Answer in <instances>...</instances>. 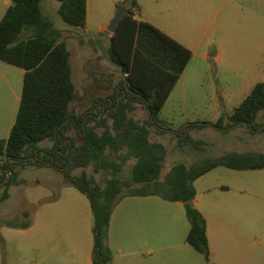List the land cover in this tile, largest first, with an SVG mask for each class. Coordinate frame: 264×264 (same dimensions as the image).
<instances>
[{"label":"trees","instance_id":"16d2710c","mask_svg":"<svg viewBox=\"0 0 264 264\" xmlns=\"http://www.w3.org/2000/svg\"><path fill=\"white\" fill-rule=\"evenodd\" d=\"M52 1L58 3L56 14L63 23L84 30L86 0ZM41 2L11 0L0 20V61L24 71L15 121L8 137L0 139V162H3L0 182L10 170L13 173L4 185L13 181L10 161L24 164L27 159L29 163L41 161L43 164L46 160L53 168L60 162L67 185L83 194L90 205L92 264H111L108 228L113 208L120 199L159 196L168 202H181L189 223L186 242L205 262H210L206 221L192 202L195 197L193 183L218 166L235 171L262 170L264 152H228L188 167L175 164L160 179L167 149L161 142L152 141L151 133L160 130L158 115L191 60L192 52L149 22L134 19L136 0H123L116 9L124 5L127 9L109 38L106 54L125 81H119L107 99V118L76 116L70 108L76 98L70 52L61 40V32L44 15ZM119 90L126 91L121 98H118ZM97 100L99 113L104 112L102 99L94 100L92 105ZM134 105L146 111L143 121L131 116ZM261 112L264 113V82L255 84L230 115L222 113L210 126L218 130L244 126L253 135L260 127L257 117ZM69 122L77 129L80 141L69 138L60 147L58 144L66 139L63 132ZM191 125L203 128L205 123ZM176 136L179 146L185 142L197 145L188 136ZM47 140L55 142L47 152L52 157H43L39 150V145ZM131 159L135 162L130 169V179L125 180L120 173ZM90 165L93 174L103 171L102 180L87 174ZM74 170L80 173L73 175ZM2 198L6 199L7 194ZM0 225L27 229L31 223L4 222Z\"/></svg>","mask_w":264,"mask_h":264},{"label":"rangeland","instance_id":"374dc122","mask_svg":"<svg viewBox=\"0 0 264 264\" xmlns=\"http://www.w3.org/2000/svg\"><path fill=\"white\" fill-rule=\"evenodd\" d=\"M113 1L96 0L94 12L89 17L91 33L89 36L79 30L77 32V29L58 19L61 40L65 42L70 52L71 79L76 91V98L70 108L76 116L98 115V120L101 117L107 118V99L118 82L124 79L117 67L108 60L106 54L109 35L112 33L105 30L97 36L92 35L99 23H106L108 26L113 18L117 10ZM138 6L140 10L136 11L133 18L138 19L136 15L138 14L139 17L162 25L165 31L183 42H188L194 37L196 31H188L171 25L170 17L159 14L152 7L151 0H138ZM263 46V20H259L257 14L248 11L247 71L230 72L224 67H216L212 61L202 60L196 51L158 115L160 130H154L151 133V140L161 142L167 149L160 179H163L175 164L182 163L188 167L196 162L213 159L228 152H264V133H261L264 128V113L262 112L257 117V124L260 127L254 130L253 135L244 126L236 125L222 130L210 126L217 121L218 115L222 113L230 115L247 96L252 88V82L261 78L256 72L261 66L258 65L255 71H249L248 60L254 59ZM242 64L240 63V66ZM222 91L226 93L224 97L220 95ZM216 96L223 99L218 97L217 101ZM96 99L103 100L104 112L99 113V100L92 105ZM131 116L135 120L143 121L146 118V111L134 105ZM191 123H205V126L197 128ZM91 124L95 125V122ZM4 129H7V126ZM176 134H180L183 138L188 136L197 145L185 142L179 146ZM63 135L66 139L62 144H58L60 147H63L69 138L75 142L80 141L77 129L70 122ZM0 138H4L2 132H0ZM54 145L55 142L52 140L41 143L39 150L42 156L47 157V152ZM24 161V164L10 161L9 166L14 170L13 181L11 184L4 185L6 179L4 177L0 182L2 183L0 184V224L30 222L33 227L20 229L0 225V235L3 239L0 243V264H79L77 258L68 255L63 251L62 245L60 247L57 245L58 243H56L57 246L54 245L57 248L51 251L56 241L55 235L51 233H53V227L60 229L58 233H62L76 221L82 228L87 227L90 233L93 216L87 198L75 188L67 185L62 175L64 168L60 162L56 163L57 168H53L46 160L42 161L43 164H40L41 161L37 164ZM134 162L131 159L123 165L120 173L123 179H130V169ZM86 172L98 181L103 179L101 175L103 171L93 174L92 165L86 169ZM79 173L80 170L72 172L73 175ZM1 176L2 171L0 170V179ZM194 188L206 194L207 201L211 204L217 203L222 207L223 214H228L229 207L226 208L224 204L229 201L236 208L243 206L246 208L244 219L243 216L232 213L233 210L228 214L231 216L229 222L235 230L229 229L230 227L225 229L228 230V235L221 243V246H224L223 252L221 255L217 253L218 256L216 255L212 264H247L252 261L247 260V247H255L259 243L247 240L246 237L240 235L239 231L247 232V219H249L257 222V229L262 234L264 228V169L235 171L218 166L198 178L194 183ZM4 194H7L6 199L2 198ZM59 197L61 202L58 206H46L48 203L45 202L55 201ZM151 200L155 202L157 218L165 213L162 211L165 206L167 209L171 208L175 214V206L169 205L161 197L152 196ZM218 211L221 212L220 209ZM210 223L215 228L220 225V221L216 220L215 216H210ZM156 230L158 232L160 227L157 226ZM255 255L259 258L257 253Z\"/></svg>","mask_w":264,"mask_h":264},{"label":"crops","instance_id":"0c3cea01","mask_svg":"<svg viewBox=\"0 0 264 264\" xmlns=\"http://www.w3.org/2000/svg\"><path fill=\"white\" fill-rule=\"evenodd\" d=\"M122 1L114 0L115 8L117 3ZM151 1L152 7L159 14L170 17L171 25L188 31H196L194 37L188 42H183L165 31L162 25L139 17L138 14H136L137 20L147 21L175 39L192 52V57L197 51L202 60H210L216 67H224L230 72L247 71V12L257 14L259 20H263L264 23V0ZM10 5L11 0H0V20ZM95 5L96 0H86V25L84 30H79L86 36L91 34L89 17L94 12ZM41 7L44 15L53 23L54 28L59 30V18L56 14L58 3L52 0H42ZM136 9L140 10L138 0H136ZM105 30H107V24L99 23L92 35L97 36ZM76 31L78 32V30ZM240 63H243L242 66ZM248 63H250L249 71H255L258 65L261 66L256 71L258 77L261 78L252 82L253 88L255 84L264 82V46L254 59L248 60ZM23 75V70L0 61V132L4 134V138L0 139L8 137L15 121L21 98ZM225 94L222 91L220 95L224 97ZM218 97L220 96H216L215 99L217 100ZM216 118L218 119L219 115ZM5 126L7 129H4ZM151 197H124L114 206L108 228V245L112 254L111 264H212L216 255H221L223 252L224 246H221V243L222 240H226L228 235V230L225 229L230 227L229 229L235 230L232 223L229 222L231 216L228 214L233 210L232 213L245 218L246 208L244 206L236 208L229 201L224 204L226 208L229 207L228 214H223L222 207L217 203L211 204L207 201L206 194L198 192L195 188V197L192 202L206 221L210 262H205L203 257L186 242L189 223L185 216L183 203L167 201L169 205L175 206V214L171 208L167 209L165 206V209L162 210L165 213L162 214V217L157 218L155 202L151 200ZM60 202L61 198L59 197L55 201L45 203H48L46 206L56 207ZM51 210L54 211V209ZM210 216H215L216 220L220 221L218 227L215 228L210 223ZM178 225L180 227L177 228ZM157 226L160 227L158 232ZM32 227L33 224L28 229ZM91 228L89 233L88 228H82L78 221L67 227L62 233H58L60 229L57 230L56 227H53L51 234L55 235L56 241L51 251L53 252L57 245L59 247L62 245L63 251L76 257L79 264H92ZM257 228V222L247 219V232L239 231L240 235L246 237L247 240L259 243L255 247H247V260H252L247 264H264V245H262L264 228L262 234ZM56 243L58 244L56 245ZM256 253L259 258H256Z\"/></svg>","mask_w":264,"mask_h":264},{"label":"water","instance_id":"95a60500","mask_svg":"<svg viewBox=\"0 0 264 264\" xmlns=\"http://www.w3.org/2000/svg\"><path fill=\"white\" fill-rule=\"evenodd\" d=\"M126 5L120 7L119 9L116 10L113 18L111 19V21L109 22L108 26H107V31H109L110 33H114L116 30L117 25L119 24L120 20L122 19L123 15L126 12ZM123 81H125V79H123ZM27 160V159H24ZM12 173V171H8L7 172V176L4 182L8 181V179L10 178V174ZM2 184V183H0Z\"/></svg>","mask_w":264,"mask_h":264},{"label":"flooded vegetation","instance_id":"af4514ba","mask_svg":"<svg viewBox=\"0 0 264 264\" xmlns=\"http://www.w3.org/2000/svg\"><path fill=\"white\" fill-rule=\"evenodd\" d=\"M119 92H120V95L118 98H121L125 94L126 91L125 90H119ZM47 155L52 157L51 154H47Z\"/></svg>","mask_w":264,"mask_h":264}]
</instances>
